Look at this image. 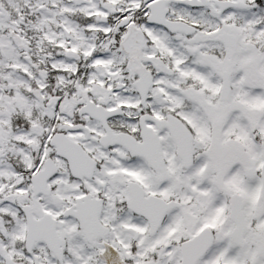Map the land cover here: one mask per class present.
<instances>
[{"label":"flooded vegetation","instance_id":"obj_1","mask_svg":"<svg viewBox=\"0 0 264 264\" xmlns=\"http://www.w3.org/2000/svg\"><path fill=\"white\" fill-rule=\"evenodd\" d=\"M99 1L73 5V13L83 7L86 13L64 16L91 15L88 25L106 27L96 37L113 40L118 68L77 70L98 76L81 97L76 76L66 91L41 86L46 101L63 98L54 118L42 104L52 134H65L87 155L76 150L74 164L51 150L57 169L39 195L32 191L31 178L43 170L44 160L34 154L30 167L13 165L9 193L27 184L29 200L9 212L24 225L21 234L15 229L10 234L12 246L0 249V264H160L149 249L165 228V201L179 204L173 211L182 213L181 231L188 238L212 223L217 239L218 230L230 224L228 244L258 250L264 264V220L249 229L257 243L246 239L237 246L230 218L221 225L200 211L202 189L215 188L205 174L224 187V178L238 173L241 184L252 183L264 204V0H252L255 15L249 14L250 0H207L204 7L200 0L194 8L171 3L168 17L191 25L190 35L165 27V0ZM229 2L245 5L222 10ZM0 7L9 24V4L0 1ZM255 16L260 19L256 27L250 22ZM28 19L34 22L35 15ZM228 35L235 38L231 45L225 41ZM168 64L179 69H166ZM253 150L254 162L245 158ZM190 152L192 158L183 157ZM76 166L89 171L73 175L72 169L82 172ZM249 167L252 179L246 175ZM28 218L39 222L37 240H29ZM153 245L157 252L165 250L163 242ZM141 252L146 255L138 256Z\"/></svg>","mask_w":264,"mask_h":264},{"label":"rangeland","instance_id":"obj_2","mask_svg":"<svg viewBox=\"0 0 264 264\" xmlns=\"http://www.w3.org/2000/svg\"><path fill=\"white\" fill-rule=\"evenodd\" d=\"M0 1L10 4V7L12 9L20 10L22 7H25L32 3L35 4V8L32 9L31 13H27V16L35 15L34 22H26V15L22 14L21 12L17 11L16 15V24L19 27L22 26L24 19L25 25L23 26V28H25V31L28 32L31 37H29L28 40H25L27 36H24L23 38L21 34L17 33L20 36V40L15 42V40L11 38L12 34L9 33V41H7L8 38L6 37L3 38L2 42L0 41V45L3 47V51L0 53V68L7 70L4 79L9 81L8 90L4 87V84L0 83V220L3 222V225L0 227V249L1 251L4 250L6 252L5 248L9 249V246H12V241L14 238L11 237L10 234L12 233L13 229L17 230V234H21V228L23 227L22 223L24 225L22 219H19L16 216H12L9 218V212L15 211L13 207H17L19 204H21L22 201L29 200V198L26 197L27 184L22 189H19V187H17L14 189L13 193H9V181L12 182L10 179L14 178L13 165L19 164L22 168L30 167V164L32 162L34 163V160L32 158L34 154L32 150L39 147L43 141L39 139V132L45 135H51L53 133V126L50 125L49 122L50 119L48 115V118L43 116V114L46 116L45 109L36 98L38 88L47 82V80L43 79V77L40 75L45 74L48 76V73H51V71L65 73L66 70V73L68 74L63 77L64 79L61 81L59 80V75L56 74L61 86H58L57 90L61 89L63 91H66L68 88H70L71 85V72L74 69L78 68L80 65L79 62L77 65L78 60L67 57V54L69 52L75 51L79 53V55L81 54L80 56L83 66L85 68L88 67L91 69L96 67L105 69H107V67L113 68L114 66H109V63H117V57L113 53H111L112 51H109V47L104 49V43L102 51L107 52L106 54L98 55V53L96 52L93 55H89V53L92 52V47L94 46V38L92 39V35H89L87 30H84L82 26L77 24L78 22H75V20L73 19V21H71L70 18L64 16V12L67 14L68 12H71L73 8L71 0ZM88 1L91 2L93 0ZM109 1L111 3H115V5L118 2V0H115V2L112 0ZM95 2L99 4L100 1L94 0V3ZM68 5L70 6L69 8L67 7ZM42 7H46L45 12H41L39 10ZM83 10L87 11L85 7H83ZM254 13L255 12L251 10L249 14L255 15ZM258 16L250 19V22L256 20ZM5 24L6 23L4 21H0V27L4 26ZM60 24L64 26L62 27L63 29H58ZM9 26L10 31L12 30V26L10 24ZM13 32H16V27ZM66 33L71 37L70 40H67L65 36ZM55 43H57V47L61 46L62 48H58L56 51L55 49H52L56 48V46L53 45ZM19 44H23L25 48L20 49L18 46ZM29 47L30 49L28 50ZM254 50L256 53L257 50L255 48ZM249 63H252V61H248L247 64ZM94 76H97V74L94 73L93 78H95ZM96 78H98V76ZM88 83H90V81ZM86 84L87 82L85 83L82 77V86L84 88ZM89 90L90 87L88 91ZM7 93L9 96V103L6 101ZM79 93L80 92H77V94L79 95L78 97H80ZM13 114H19L21 117L25 118L31 123L26 125L25 123H20L18 120H11V116ZM15 121H18L20 123L19 126H12L13 122ZM58 123L61 124L60 122ZM10 151L12 152V155L14 157L21 156V159H23V163H15L14 159H11V161L13 162H11L10 164ZM254 152L256 151L253 150V152H251L245 158L251 161ZM213 157L216 158V155L213 154ZM252 161L254 162V160ZM255 164H258L257 160ZM236 175L239 174H228L224 178L227 188L230 187V182L233 180H237V187H241L239 177ZM204 179L205 181L206 179L207 181H209L211 177L208 174H205ZM219 191L221 190L215 187L213 193H209V195L206 196L204 194L209 192V190L206 188L202 189L203 194L201 197V205L209 208V211L207 213L209 216L207 218H214L217 216L216 218H218L219 220L221 219V215L223 214L221 210L225 208L222 204L223 202H221L223 196H221V193ZM254 191L255 186L253 189L249 190V196H247L246 201L244 200L246 202L244 210L246 224L250 220V218L255 217V212L260 207H256L254 203H252L255 194ZM228 192L229 194L231 193L230 191ZM262 206H264V204ZM181 216V212H172L170 222L164 228L162 233L152 240V247L149 250L157 256L160 264H176L177 262L178 249H171L169 244L170 241L177 240L180 237V234L184 235L183 232H179L178 230V227L180 231L183 229ZM261 219L264 220V216ZM263 220L260 221V224ZM176 230L178 232L173 239L171 238V236L175 233ZM222 232L223 233L221 234L220 239H222L224 235L230 237V224H227L225 226V230L223 229ZM252 234L254 233L248 231L246 239H248V241L255 240V242L257 243L258 236L254 237V235ZM158 241L159 243L163 242L165 244L164 251L157 252V250H153V244H158ZM222 245L223 240L221 241V244L218 242L216 246L219 252L218 255L219 257H222L223 260L229 261L231 264H240V261L244 260L245 254H249L251 258H254L255 264H261L263 261V258L261 257L258 250L251 249L249 253H243L237 250H233L232 252H230L227 249H223ZM19 254H21V251H18L17 255ZM145 255L146 254L144 252H141L138 256ZM205 261L206 260H204L202 264H211L210 261Z\"/></svg>","mask_w":264,"mask_h":264},{"label":"water","instance_id":"obj_3","mask_svg":"<svg viewBox=\"0 0 264 264\" xmlns=\"http://www.w3.org/2000/svg\"><path fill=\"white\" fill-rule=\"evenodd\" d=\"M59 101V99L56 100V102Z\"/></svg>","mask_w":264,"mask_h":264}]
</instances>
